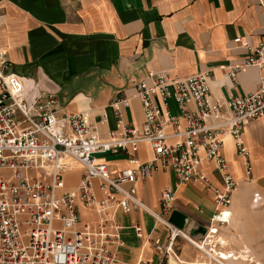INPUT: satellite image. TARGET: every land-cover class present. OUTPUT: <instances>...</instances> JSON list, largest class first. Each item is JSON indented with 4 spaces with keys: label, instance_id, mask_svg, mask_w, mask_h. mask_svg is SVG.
I'll return each mask as SVG.
<instances>
[{
    "label": "crops",
    "instance_id": "obj_1",
    "mask_svg": "<svg viewBox=\"0 0 264 264\" xmlns=\"http://www.w3.org/2000/svg\"><path fill=\"white\" fill-rule=\"evenodd\" d=\"M242 36L257 44L264 36V0H0V49L10 70L32 79L41 92L52 93L58 112L91 111L101 136L114 127L111 99L130 98L123 109L125 121L140 127L143 113L134 96V84L149 71L172 77L209 72L212 99H228L256 89L260 72L244 67L230 78L228 67L241 64L244 49L233 42ZM169 110L178 115L173 99ZM105 109L107 120L98 125ZM242 139L252 166L246 175L230 135L220 150L236 184L230 197V218L217 230L226 264H264V117L248 120ZM151 150L143 143L128 157L106 154L111 170L132 167L148 160ZM64 174L63 190L79 181L82 170L74 164ZM209 181L220 186L221 178L211 161L202 163ZM144 209L114 211L123 244L115 247L113 264H162L152 238L166 241L169 230L156 222L160 197L166 187L174 189L170 221L192 238L202 237L210 226L215 206L201 182L178 184L172 169L157 170L134 183ZM81 218L93 221L96 214L80 207ZM139 224V238L133 225ZM187 230V233L185 231ZM173 250L185 261H204L205 255L177 236ZM164 264V263H163Z\"/></svg>",
    "mask_w": 264,
    "mask_h": 264
},
{
    "label": "built area",
    "instance_id": "obj_2",
    "mask_svg": "<svg viewBox=\"0 0 264 264\" xmlns=\"http://www.w3.org/2000/svg\"><path fill=\"white\" fill-rule=\"evenodd\" d=\"M233 42L244 49L241 64L230 65L232 78L244 67L258 68L254 91L218 100L210 97L209 72L172 77L149 71L134 86L140 101V127L125 121L123 109L130 98L118 94L110 100L114 127L101 136L91 111L58 112L52 93L41 92L37 83L10 70L0 49V264H113L115 247L123 244L114 211L144 209L134 183L157 170L172 169L177 183L201 182L211 196L215 212L206 233L196 239L172 224L166 214L173 207L174 189L160 197L157 223L169 234L165 242L153 237L162 264H226L217 230L230 218V197L236 184L220 153L223 138L230 135L246 175L251 173L249 152L242 139L248 120L264 117V36L257 44L237 36ZM173 99L179 114L170 112ZM107 112H100L104 125ZM143 143L151 156L135 166L111 170L101 154L132 157ZM211 161L221 178L213 185L202 170ZM78 165L82 175L75 186L63 190L64 174ZM80 207L96 214L81 218ZM136 235L143 237L139 224ZM179 236L205 255L204 261H185L173 250ZM236 259L239 255L227 254Z\"/></svg>",
    "mask_w": 264,
    "mask_h": 264
},
{
    "label": "water",
    "instance_id": "obj_3",
    "mask_svg": "<svg viewBox=\"0 0 264 264\" xmlns=\"http://www.w3.org/2000/svg\"><path fill=\"white\" fill-rule=\"evenodd\" d=\"M175 216V213L173 212L172 213V215H171V218H170V220L169 221H172V223H174L173 222V220H174V217ZM175 224V223H174ZM180 227V226H179ZM181 228H183V226L181 227ZM185 231L187 232V230L185 229ZM187 233H190V232H187ZM206 233V229H204V231H203V233H202V235L201 236H203L204 234Z\"/></svg>",
    "mask_w": 264,
    "mask_h": 264
},
{
    "label": "rangeland",
    "instance_id": "obj_4",
    "mask_svg": "<svg viewBox=\"0 0 264 264\" xmlns=\"http://www.w3.org/2000/svg\"><path fill=\"white\" fill-rule=\"evenodd\" d=\"M105 155H106V154H101V156H103V157H104Z\"/></svg>",
    "mask_w": 264,
    "mask_h": 264
},
{
    "label": "bare ground",
    "instance_id": "obj_5",
    "mask_svg": "<svg viewBox=\"0 0 264 264\" xmlns=\"http://www.w3.org/2000/svg\"><path fill=\"white\" fill-rule=\"evenodd\" d=\"M223 258H225V259H226V258H228V256H226V257H223Z\"/></svg>",
    "mask_w": 264,
    "mask_h": 264
}]
</instances>
